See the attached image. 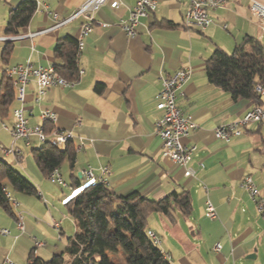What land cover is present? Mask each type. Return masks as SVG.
<instances>
[{"label":"crops","instance_id":"1","mask_svg":"<svg viewBox=\"0 0 264 264\" xmlns=\"http://www.w3.org/2000/svg\"><path fill=\"white\" fill-rule=\"evenodd\" d=\"M22 1L0 0V82L7 67L27 63L33 67L54 66L57 42L65 37L76 38L86 22L84 17H78L38 34L57 20L69 17L86 1L38 0L40 7L35 6L28 25L15 35L20 38L5 41L4 38L13 37L5 35L9 11ZM117 1L119 8L112 9L106 3L95 13L93 30L84 39V48L76 61L83 73L78 74V80L71 87H52L38 103L33 100L35 82L31 80L25 87L24 107L29 126L41 125L39 113L48 109L56 115L55 122L50 124L53 130L70 131L74 135L71 141L75 148L74 160L63 161L57 169L64 186L42 176L25 159V149L31 151L43 145L35 136L28 141L13 142L12 111L19 105L15 99L8 116L0 118V148L10 146L19 150L17 157L0 155V158L16 171H22L21 175L36 191V194L21 193V201L27 205L42 201L46 207L43 216L51 219L59 216V221H68L70 233L60 224L55 228L60 241L65 239V251L67 239L75 233L66 204L89 184L103 181L117 196L136 192L154 201L173 192L186 191L191 202L188 217L174 212V222H170L160 214L158 229L152 228L153 223L148 224V219L159 213L147 219L148 231L159 240L158 246L171 264H264V120L248 123L240 136L228 142L215 137L216 128L241 120L255 106L264 109V96L261 105L233 100L208 83L205 74V61L216 48L231 54L246 38L264 46V31L251 16L250 1L227 0L222 8L210 12L212 24L201 31L183 25L184 0H153L155 10L140 20L134 37L123 33L119 21L128 17L136 0ZM257 1L264 4V0ZM168 22L174 27L164 25ZM31 34L37 35L27 37ZM7 42H11L12 48L4 63L2 51ZM185 68H191V74L178 92L176 104L194 123L188 136L182 139L185 146L197 147L189 164L195 170L194 177H185L183 168L162 156L161 140L154 132L155 122L161 115L155 108L161 78ZM99 86L101 90L97 91ZM199 163L204 166L201 170ZM104 168L110 170V176L102 174ZM83 172H90L91 176ZM247 176L262 200L261 212L240 187ZM8 187L6 193L16 202ZM206 200L215 208V220L204 216ZM17 204V210L11 207L14 214L21 211ZM26 210L30 213L24 218L22 234L16 229V217L7 213L12 218L8 227L13 231L4 227L6 222L2 218L0 228L10 231L7 237L14 239L12 245L16 239L21 246H26L28 257L33 251L34 256L46 261L37 251L46 245L43 243L37 249L32 246L36 240L31 236L42 229L36 222L38 219L31 215L37 212L29 207ZM9 243L0 239V244ZM217 244L219 251L214 250ZM5 246L0 245V263L12 264L7 260L13 251ZM47 251L43 252L46 256L59 254L57 247Z\"/></svg>","mask_w":264,"mask_h":264},{"label":"trees","instance_id":"2","mask_svg":"<svg viewBox=\"0 0 264 264\" xmlns=\"http://www.w3.org/2000/svg\"><path fill=\"white\" fill-rule=\"evenodd\" d=\"M34 11L33 0H24L11 8L5 35H17L28 25ZM164 25L174 27L169 22ZM11 45L7 42L2 51L4 63L11 53ZM76 46V38L65 37L57 42L54 50L57 60L55 71L68 82L77 81L79 76ZM205 74L208 83L226 92L233 100H248L261 105L262 96L257 94L255 87L264 85V46L246 38L231 54L216 48L205 61ZM96 90L100 91L101 86ZM14 99L15 90L4 74L0 82L1 119L8 116ZM43 129L47 134L53 130L50 124H44ZM30 153L36 168L47 177L63 161L73 162L75 148L72 142L59 147L50 137ZM8 186L15 193L36 194L32 183L0 158V208L15 217L5 196ZM66 207L74 222L75 233L67 239L65 251L52 256L49 261L34 256L31 251L27 264H63L65 254L70 257V264H116L109 254L118 251L125 255L126 264H171L148 236L147 219L159 213L174 222V212L183 218L191 214L190 197L186 191L173 192L162 200L154 201L136 192L117 196L102 183L87 185Z\"/></svg>","mask_w":264,"mask_h":264},{"label":"built area","instance_id":"3","mask_svg":"<svg viewBox=\"0 0 264 264\" xmlns=\"http://www.w3.org/2000/svg\"><path fill=\"white\" fill-rule=\"evenodd\" d=\"M36 8L40 7L38 0H33ZM186 3V9L183 13V25L187 28H197L201 31L207 29L212 24L210 12L222 8L227 0H184ZM249 11L251 16L258 21L259 27L264 31V4L257 0H249ZM106 3H109L110 8H119V2L117 0H86L67 18L57 20L56 23L42 30L38 34L52 31L78 17H84L86 22L81 26L79 34L76 37V60H78L83 48L84 39L92 32L95 24V13ZM155 2L153 0H136L134 6L130 9L129 15L126 19L119 21V26L123 33L127 37H134L136 35L137 27L142 18L148 16L150 12L155 10ZM56 19V15L53 16ZM225 28V26L223 27ZM29 35L27 37H33ZM20 37H6L5 41L19 39ZM32 42V47H34ZM6 77L10 80L13 88L15 89V100L19 104L17 108L12 111L14 118V124L10 129V134L13 142L22 139L28 141L31 136H35L39 143H45L48 138H52L53 142L63 147L66 143L71 142L74 135L70 131L52 130L50 134H47L42 125L53 124L56 120V115L48 109L41 110L39 113V120L41 125L29 126L28 119L25 116L26 92L25 87L33 80L35 82V93L33 94L34 102H40L46 95L48 90L52 87L69 88L75 82H68L62 78L56 71L53 65L47 67H33L30 64L26 65H14L7 67L4 70ZM83 72L79 70L78 74ZM191 74V68L179 69L172 75L161 78V89L156 95V110L161 113L160 118L156 120L154 125V132L161 140V154L175 165L184 169L185 177H194L195 170L189 167L192 161L197 147L195 145L185 146L182 143V139L187 137L190 131L194 128V123L190 117L182 114L176 104V98L183 84L189 79ZM255 91L259 96H264V85L257 84ZM264 120V109L255 106L251 110L247 111L243 118L237 122L221 126L215 129V137L219 140L228 142L232 137L241 135V129L248 123L261 122ZM5 128V127H4ZM80 145L84 146V143L80 141ZM19 150L14 147L10 149L0 148V155L2 156H15L17 157ZM198 168L201 170L204 168L202 163L198 164ZM86 176H91L90 172H83ZM102 174L110 176L111 172L108 168L102 169ZM49 180L55 182L60 186L65 184L61 180V177L56 170H54L49 176ZM105 185V182H101ZM240 187L247 192L250 198L256 203L257 210L259 212L263 209L262 200L258 196V190L254 185L250 177H245L240 184ZM11 207L14 210L18 209V204L10 197L9 193L5 194ZM204 216L208 220H215L217 214L213 204L206 200L204 204ZM15 217L16 229L22 234L25 230L23 224V217L20 212H16ZM54 228L58 227L56 222H52ZM148 236L152 239L154 244L159 245V240L154 234L148 231ZM0 235L7 237L10 236V231L4 228H0ZM34 249L43 246L41 242L34 241ZM215 251L220 250V245L217 244L214 247Z\"/></svg>","mask_w":264,"mask_h":264},{"label":"rangeland","instance_id":"4","mask_svg":"<svg viewBox=\"0 0 264 264\" xmlns=\"http://www.w3.org/2000/svg\"><path fill=\"white\" fill-rule=\"evenodd\" d=\"M30 141H32V139H30ZM4 149H10V146L5 147ZM24 157L29 163H31V165L35 168V170H38L35 166V163L33 161V158L31 156L29 149L24 150ZM19 172L22 175L24 174L22 171H19ZM38 172H39V170H38ZM8 191L12 195H14V197L16 198V202L19 203V205H20L19 210H21L20 213L23 217V224H24V218L27 216V213H30V212H28V210H26L27 207H29V208L33 209V211L35 210L37 212V214H31V215H34L38 219L36 222L42 227V229L35 231L33 233V236H31V237H33L37 242H41L42 244L44 243L46 245V248L43 247V248H40L37 250L39 252V256H42L44 259H46V261H49L52 258V253L50 255H47V256L44 255V253L46 254L48 252L47 250L54 249L56 247L59 249V253H62L64 251L63 245L65 244V239L62 238L63 240L60 241V237L58 235V230L53 228L52 221L56 222L57 224H60L61 228L64 231H66L67 233H70L71 227H70V224H68V221L67 220L65 221L63 219H61L59 221L58 220L59 216H55L57 218H54V219H51V217L47 218V217L43 216L44 210H46V207L44 206V203L42 201H34V205L33 204L27 205L25 203L23 204V202L21 201L23 198V195L21 193L13 194V190L11 189V187H8ZM49 206H50V203H49ZM0 213H1L0 218H2V220H4L6 222V223H3L4 227H7V229L13 231L11 228L8 227V224H9V222L12 221V218L10 216H7L6 212L2 208H0ZM158 218H160V214H154V215L150 216L148 219V224L152 222L153 223L152 228L157 227V229H158L159 225H160ZM44 224H46V225H44ZM45 226H47V227H45ZM37 228H39V227H37ZM147 229H148V226H147ZM0 239L1 240L2 239L8 240L11 243V244L9 243V245H7V246H5L4 244H0L1 246H5L6 248L12 249V251H13L12 256H10V258L7 260L8 262H10L12 264H27L28 250L24 248L26 246H21V244H20L21 242L19 243V241H17L16 239H15L14 244L12 245V243L14 241V239L12 237H4V236L0 235ZM26 239L29 240V238H26ZM34 239L32 240V242L34 241ZM23 245H26V244H23ZM33 245H34V242H33L32 246ZM109 257L116 264H126V257L121 251H118L117 253H114V254H109ZM70 261H71L70 257L67 254H65L63 264H70ZM0 264H2V263H0Z\"/></svg>","mask_w":264,"mask_h":264}]
</instances>
